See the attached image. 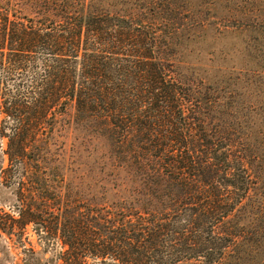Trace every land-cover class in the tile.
Segmentation results:
<instances>
[{
    "label": "trees",
    "instance_id": "1",
    "mask_svg": "<svg viewBox=\"0 0 264 264\" xmlns=\"http://www.w3.org/2000/svg\"><path fill=\"white\" fill-rule=\"evenodd\" d=\"M212 28L253 41L252 68L238 69L254 100L182 72L179 52ZM0 69V205L14 200L42 247L23 264H264V0H0ZM11 82L32 90L3 92ZM71 108L70 124L100 125L135 155L144 202L79 209L48 188ZM6 215L0 237L15 235Z\"/></svg>",
    "mask_w": 264,
    "mask_h": 264
},
{
    "label": "rangeland",
    "instance_id": "2",
    "mask_svg": "<svg viewBox=\"0 0 264 264\" xmlns=\"http://www.w3.org/2000/svg\"><path fill=\"white\" fill-rule=\"evenodd\" d=\"M218 22L219 20H215L211 24L212 27L215 28ZM213 28L207 34H201L185 44L180 51L181 54L179 52V55H182L180 66L182 72L193 86H202L199 89L208 91L211 95L229 98L230 92H233V96L238 95L241 101L254 100L256 96L254 88H258L255 79L251 74L238 69L252 68L253 41L249 35L239 31L222 33V30ZM39 66L37 64L35 69L24 72L25 81L22 84L25 83V86L29 84L33 76L39 73ZM235 69L238 70L234 71ZM8 87L10 88H2L3 92L11 95V92L26 94L32 90L31 88H12L15 87L14 82H11ZM3 101L0 99V104ZM69 113V116L63 120L66 134L62 137V151L59 152L61 163L59 168L49 172L48 188L51 191L57 188L65 190L64 192L67 193L65 201L69 202L67 205L76 206L79 209L89 207L103 212L121 213V207L125 204L144 202V198L149 196V189L145 185L146 175L142 168L140 169V163L135 155L128 150V146L119 145L118 147L117 140L104 137V134L99 133L100 125H90L85 130L84 126L76 127L70 124L71 121L73 123L72 108ZM15 204L17 203L13 200L7 206L0 205V210L7 214L6 216L17 221L14 236L8 237L6 234H1L3 237H0V247L10 249L11 254L15 256L14 262L6 259L8 261L6 264H23L24 258H29L31 255L24 251L32 245L35 252L42 249L38 246L37 235L32 225H23L25 220L20 218ZM117 217L122 218L119 214ZM49 246V251L41 257L42 262L44 259L51 260L60 250L55 244ZM180 264L200 263L186 261Z\"/></svg>",
    "mask_w": 264,
    "mask_h": 264
}]
</instances>
